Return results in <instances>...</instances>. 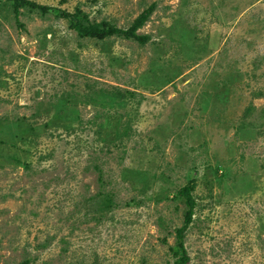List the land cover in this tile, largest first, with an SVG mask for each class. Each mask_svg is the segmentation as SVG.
Returning a JSON list of instances; mask_svg holds the SVG:
<instances>
[{"label": "rangeland", "instance_id": "rangeland-1", "mask_svg": "<svg viewBox=\"0 0 264 264\" xmlns=\"http://www.w3.org/2000/svg\"><path fill=\"white\" fill-rule=\"evenodd\" d=\"M0 0V264H264V0ZM140 43L80 37L60 10ZM110 203L99 210V201Z\"/></svg>", "mask_w": 264, "mask_h": 264}, {"label": "trees", "instance_id": "trees-1", "mask_svg": "<svg viewBox=\"0 0 264 264\" xmlns=\"http://www.w3.org/2000/svg\"><path fill=\"white\" fill-rule=\"evenodd\" d=\"M12 2V8L14 15L17 17L20 13L21 8H40L43 12L50 10L48 6L38 5L35 2L30 0H8ZM154 8V4L148 6V8L144 9L129 25V27L122 29L118 28L115 25H112L108 22L101 21L99 23H90L87 20V15L77 10L75 12H68L66 10H60L59 16L63 19H67L69 21V27L75 30L80 37H88L95 39H104L111 35H120L125 38H132L140 43H145L148 40L147 35L137 34L136 31L139 29L148 19L151 11ZM195 179L190 178L186 181V183L179 187L176 191V195L180 198H183L185 211L183 214V222L180 227L175 229L176 235V247L177 250L174 251L175 259L172 264H188L189 255L184 246V233L187 230L188 226L192 222L193 209L196 206L195 199L192 195V191L195 189ZM101 205H99V210H103L108 206L110 201L106 199H101L99 201ZM28 260L24 259L19 264H28Z\"/></svg>", "mask_w": 264, "mask_h": 264}]
</instances>
